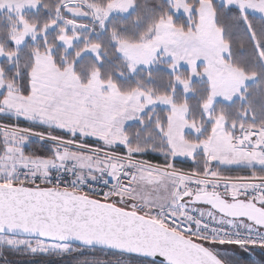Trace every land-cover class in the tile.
<instances>
[{
    "label": "snow or ice",
    "instance_id": "1",
    "mask_svg": "<svg viewBox=\"0 0 264 264\" xmlns=\"http://www.w3.org/2000/svg\"><path fill=\"white\" fill-rule=\"evenodd\" d=\"M0 264H264V0H0Z\"/></svg>",
    "mask_w": 264,
    "mask_h": 264
},
{
    "label": "trees",
    "instance_id": "2",
    "mask_svg": "<svg viewBox=\"0 0 264 264\" xmlns=\"http://www.w3.org/2000/svg\"><path fill=\"white\" fill-rule=\"evenodd\" d=\"M255 258H257V259H258V257H255Z\"/></svg>",
    "mask_w": 264,
    "mask_h": 264
}]
</instances>
